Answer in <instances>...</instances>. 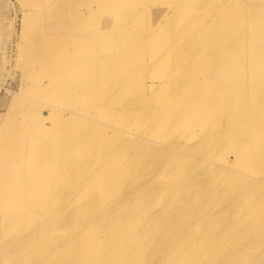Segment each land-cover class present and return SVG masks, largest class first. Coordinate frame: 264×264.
I'll return each instance as SVG.
<instances>
[{
    "label": "bare ground",
    "instance_id": "1",
    "mask_svg": "<svg viewBox=\"0 0 264 264\" xmlns=\"http://www.w3.org/2000/svg\"><path fill=\"white\" fill-rule=\"evenodd\" d=\"M22 1L27 11L23 13L22 19V33L26 39L21 48L28 47L30 50L41 46L37 48L41 56L35 60L39 64L38 68L46 71L44 80L39 79L38 74L34 75L33 85H44L40 92L46 96L45 88L52 89L66 83L69 88H65H72V94L74 86H77L75 80L82 76L84 78L81 79L80 87L92 89L95 86L94 92L103 100L104 106L98 105L96 111L102 115H113L115 121L113 117L111 119L113 125L116 124L120 110L116 111L113 105L130 88L128 86L131 83L128 85V81L135 77L130 71L120 74L124 71V62L132 53L128 54L124 49L122 55L108 53L118 37L131 31L119 28L118 31H108V25L103 24L111 20H135L137 12L129 8L132 1L135 5L137 0L74 2L75 5L85 3L83 9L75 10L73 14L75 21L72 27L78 31L81 40L85 41L84 48H87L86 55L77 57L63 49L62 53L57 51L58 47L40 44L35 32H26L25 27L30 24L32 16L43 14L47 9L46 2L49 1ZM192 2L171 0L172 4L163 22L152 28L155 31L145 36V39L142 38L148 43L158 31L172 29L171 35H165L167 38L164 46L172 50L176 48V52L173 50L174 55L169 52L174 58L171 56L169 60L167 74L154 84L159 89L167 87L164 96L157 99L164 103V108L157 114L159 106L143 107L140 119L147 121L142 130L156 127L161 132H167V128L177 124L176 132H172L176 135L174 138L140 132L137 136L141 139L132 135L134 139L131 146L128 143L130 139L126 137L124 142L117 145L113 138L104 136L100 125L95 127L81 119L82 115L76 110H70L65 117L60 112V102L54 103L57 110L40 109L43 114L39 121H28L20 129L14 125L1 129L0 264H238L242 258L243 243L251 245L264 241V0ZM121 5L129 8H121ZM247 17L251 22L249 24L243 23ZM180 19L185 21L181 22ZM45 20L48 21L47 17ZM99 23L103 26H99ZM157 40H153L155 45H158ZM180 47L182 51H179ZM192 64L199 69L198 74L193 72V68L191 70ZM97 70L98 80L95 82ZM165 77L171 80L165 81ZM64 78L65 82H62ZM65 88L55 91L53 97L61 98ZM148 96H141L139 102H145L142 100L148 99ZM132 104V101L125 102L126 111L120 114L122 123L132 116L129 107ZM25 112L22 113V119L29 116V110L25 109ZM96 117L101 119L100 115ZM68 118L75 123L69 125ZM145 137L150 138L149 144L161 147L158 155L153 158L155 166L151 176H141L135 183L126 182V190L114 192L110 197L106 194L102 209L92 211L98 205L90 202V199L95 198L101 190L109 193L113 182L124 174H132L131 180L135 178L129 160H132L131 155L136 156L147 150L142 146V138ZM190 140L195 142V146L191 145L188 149L190 155L184 157L187 161H181L179 153L169 148L185 146L186 141ZM202 151L210 156L208 164L198 159L197 155ZM222 154V161H226L219 168L217 157ZM145 156H151L150 149L145 152ZM188 161L191 165L183 169L182 163ZM230 161H243L246 166L254 165L257 174L254 184L249 183L245 175L232 173L235 168L230 165ZM190 170L210 177L207 183L216 182L206 187L202 200L212 201L213 205L209 211H204L205 215L195 229L190 226V222L197 218L196 215H201L200 209L188 208L182 185L179 186L180 193L178 190L175 192L176 198H170V194L165 196L167 200L171 199L174 216L172 212L170 217L165 216L169 212L166 202H155L149 211L151 215L144 221L145 225L138 230L130 233L116 224L122 217L120 215L116 218V208L129 203L132 197L142 195L143 188L153 192L159 187L173 193L178 180L196 181L190 176ZM175 175H178L177 179ZM247 195L252 198L248 196L246 199ZM41 203L49 207L45 212ZM252 206H256V209H252ZM73 209L81 213L77 217L76 226L69 233L51 237L50 240L42 238L39 243L35 242L36 231L25 237L9 235L17 221L38 224L48 218L47 222L51 220L52 225L60 211H63V218H67ZM48 247L50 251L45 252ZM149 250L154 251L150 256L152 251L146 254ZM21 251L27 256L18 255L13 258ZM253 262L264 264V258H256Z\"/></svg>",
    "mask_w": 264,
    "mask_h": 264
},
{
    "label": "rangeland",
    "instance_id": "2",
    "mask_svg": "<svg viewBox=\"0 0 264 264\" xmlns=\"http://www.w3.org/2000/svg\"><path fill=\"white\" fill-rule=\"evenodd\" d=\"M48 1H49V3L46 2L47 3L46 4L47 5L46 10L47 11L45 10V12L43 14H40L39 16H36V17L32 16V18L30 20V24L28 23V25L25 27V29H27L26 32L27 33H29L30 31L35 32L37 34V39L39 38L41 41L40 44L44 43L45 45L50 46V47L51 46L52 47L54 46L55 48L58 47V48H56V50L61 52V53L63 51H66V52L72 53L74 55L73 57L80 56L81 54L86 55L87 54L86 53L87 48H84V45H83L84 40H81L80 34L77 33L78 31H76L72 27V23L74 24V21H75V16H74L75 10H79L80 8L83 9L85 3L75 5L74 2H77V0H67V1L66 0H64V1L60 0V2H62V3H60L59 0H55V2L52 4L54 6L52 7V5L50 3H52L53 0H48ZM68 1L70 2V4ZM149 1L150 0H139V1L137 0L135 5H134V2L132 1L131 8H129L128 6L121 5V8L128 7L129 9L137 12L135 20H133L131 22H122L120 20H111V21L103 24V25H108V28H107L108 31H115V30L118 31L119 29L126 30V32L129 29H130L129 31H131L128 34H126L124 32L122 36L118 37L116 39V42L113 43V45H112L111 52L108 53L109 55H115V54L122 55L123 49L125 52H128V54L132 53V54H129L131 56H129L128 59L126 60V62H124V66H123L124 71H122L120 74H124L125 71H130L132 73V75L135 77L134 80L128 81V85L131 83V85L128 86V88L129 87L130 88L127 89L125 94H122L120 96V98L117 99V103H115L113 105L114 109L116 111L117 110L122 111V112L119 111L120 113L118 112L119 117H121V118L119 119V117H117V120L115 122L116 124L113 125V122L115 121L116 117L114 118L113 115H111V116L110 115H102L101 113H99L98 110L96 111V108L99 107L98 105L102 104V107H103L104 103H103V100H101L100 96H97V94L94 92L95 86H93L92 89H91V87L90 88L80 87V85L83 81L81 79H83L84 77L80 76L75 80V84L77 86H74L75 89L73 90L72 94L70 93V90L72 88L67 90L66 88H69V87L66 83H65V85L58 84V85L54 86L52 89L50 87H48L47 89L45 88L44 93L47 96V98H45L46 96H44V94L40 92L41 91L40 88H44V85H42L43 87L33 85L34 84L33 83V79H34L33 77H35L34 76L35 74H38L39 79H41V78H43L42 80L45 79V77H44L45 72H46L45 69L40 70V68H38L39 64L35 60L36 58L41 56V54L37 53L38 52L37 48H40L41 46L31 48L30 50L28 47L24 48V49L21 48V45L23 43H25V39H26V35L22 33V30H23L22 29L23 28L22 27L23 13L27 11L25 6H23V4H24L23 1L22 0H0V120L2 119L0 121V131H1V129H4L3 127H5V126L10 127V126L14 125L17 128L19 127V129H20L23 127V124L27 123L28 121H32V120L39 121V119L42 117V114H43V113H41L42 111H51V110H55V109L57 110L58 107L55 108L56 107L55 104L60 102L62 104L61 105V111L58 110V112L59 111L62 112L64 114V116L67 117L68 114L70 113V110H74V111L76 110L78 114L80 113L82 115V116L80 115L81 119H83L85 121H89L90 124L94 125L95 127H98L100 125V127L103 128L102 131L104 132V136H106L107 138L109 137L111 139L113 138L114 143H116L117 145L122 143V141L124 142V138L126 137L127 139H130V141L128 140V143L130 142L129 145L131 146V142L135 138V136L137 138H140L137 136V134H140V132L149 133V134H152L155 136L161 135V136L167 137V138H174L176 135H175V133H172V132L173 131L176 132V129L178 127L177 124L172 125L170 128H167V132H161V130H158L156 127H150V128L147 127V129L142 130L147 121H143L144 119L141 121V119H140L141 115H142V109L141 108H143V107H146V108L150 107L151 108V107H153V105L159 106L157 108V114H159L164 108V105H163L164 103L162 101H158L157 99L159 97L164 96V94L166 93L167 87L159 89L158 87H155L154 84L158 83V79L162 78L165 74H167V71H168L167 69L169 68L168 66L170 63L169 60L172 59L171 56L174 55L173 54L174 49L172 50L170 47L168 48L167 45L164 46V42L166 41V38H167L165 35H167V34L171 35L172 29L171 30H160L157 32V34L155 35L153 40L158 39L157 40L158 45H155V41L153 43V40H151L148 43L144 42L145 36L149 35L153 31H155V30H152V28H155L156 25H158V23L163 22L162 20H163L164 16L169 12V8L172 4L171 0H151V3ZM191 1L195 2V0H191ZM64 2H66V3H64ZM72 2L74 5H72ZM146 3H148V4L146 5ZM60 4H61V6H60ZM63 6H64V8H63ZM145 6H146V8H144ZM116 10L118 11L119 9H116ZM55 14H57V16ZM147 14H149V15H147ZM46 17L48 20L47 22L45 20ZM55 18H58V19H55ZM182 19H184V18H182ZM182 19H180V21L184 22L185 20L182 21ZM49 20H51V22ZM181 22L179 24H181ZM109 23H111V24H109ZM243 23L249 24L251 22H250V19L247 17L243 20ZM103 25H101V23H99V26H103ZM146 27H148L149 30L151 29L150 32ZM102 31H104V29H102ZM147 31H148V33H147ZM50 32H51L52 37L50 35ZM53 38H54V41H53ZM56 38H57V40H56L57 43H54V42H56L55 41ZM142 38H144V39L142 40ZM139 39H141V40H139ZM140 42L142 45H140ZM147 44H150V45L147 46ZM154 47H155V50H154ZM181 47L183 48V46H181ZM181 47H180L179 51H182ZM33 49H35L34 52H31V51H33ZM62 49H63V51H62ZM29 51H30V53H29ZM169 52L173 55H170ZM175 52H176V48L174 50V53ZM160 57H161V59H159ZM173 58H174V56H173ZM157 59H159V61H160L159 63L157 62ZM32 60H35V61L32 62ZM71 61H75V60L72 59ZM20 62L22 64H20ZM29 64H31V66ZM151 65H152V67L149 69V67ZM22 66H23V68H22ZM29 66H30V68H28ZM192 68H193V72L198 74L199 69L195 68L193 66V64L191 66V70H192ZM24 69H26V70H24ZM98 70H99V67H98ZM98 70H97L96 77L94 79L95 82L98 80ZM155 75H156V77H155ZM38 76H36V77H38ZM66 78H68V77H66ZM165 78H166L165 81L171 80L170 78H167V77H165ZM201 79H204V77ZM61 81L65 82V78L61 79ZM62 87H64V88L66 87L65 93L61 95V98L60 97L58 98L57 96H55L56 98H54L52 94L55 93V91L60 90ZM35 88H36V90H35ZM117 89H119V88H117ZM187 89H189V87ZM176 90L177 89H174V91H176ZM90 91H91V93H90ZM77 92H79V93H77ZM38 93H39V95H37ZM141 96H143L144 98L146 96H148V99L142 100L145 102H139V100H141L140 99ZM40 97H42V99ZM43 97L45 98V101H43ZM136 98L138 100V101L136 100L138 104L135 103ZM11 99H12V101H11ZM127 101L134 102V105L132 104L133 105L132 107H131V105L129 106L132 110V114H131L132 116L130 118H127L128 120L126 119L127 122L124 120V123H122V116L120 114H123L124 110L126 109V106L124 104ZM37 102L39 103L40 106L37 105L38 104ZM135 104H137V105H135ZM147 104H148V106H147ZM29 105L30 106L33 105V106L30 107ZM70 105H72V106H70ZM34 107H37L38 109L34 108ZM7 109L10 112L7 113ZM25 109L29 110V116H26L24 118L25 119L24 120V119H22V115L27 112V111L25 112ZM11 110H13V111H11ZM21 110H24V111L21 112ZM30 110H33V111L31 112ZM17 111L19 112V114ZM5 112H6V114H5ZM11 112H12V114L14 113L13 114L14 118L12 117ZM20 112H21V114H20ZM9 115L11 118L9 117ZM98 115H100L101 119H99V117L98 118L96 117ZM115 116H118V115H115ZM102 117H104V118H102ZM105 117L108 119L106 120ZM111 117L114 118L113 122H112L113 118L111 119ZM6 119H8V120H6ZM148 119H151V117ZM68 120H69L68 121L69 125H73L75 123L74 121H72L73 119H71V118H68ZM93 120L94 121L96 120V122H94ZM11 121H12V123H11ZM104 121H106L107 124ZM7 123H9V124H7ZM106 125H109V126L106 127ZM129 125H130V127H129ZM114 127H116V128H114ZM105 131H109V132H105ZM115 135L117 136V140H115V137H116ZM129 135H130V137H129ZM132 135H134V138H132L133 137ZM149 139H150L149 137L142 138V140H143L142 146H143V149H145V148H147V150L150 149L151 156H145V152L147 151V150H145L144 152H142L141 154H138L136 156L131 155L132 160H129L131 162V167H133L132 173L136 174L135 178L133 180H131L132 174H124V175L120 176L116 182H113V184L111 185V187L109 189V191H110L109 193H106L105 190H101V192H99V194L95 198L90 199V202H95L98 205V207L92 211L102 209V207L104 206V204L106 202L104 199L106 197V194H107V196L110 197V196H113L114 192L126 190L125 189L126 182H127V184H129V182L135 183V182H138L140 180L141 176H144L145 178H148L149 176H151V172L155 166V162L153 161V158L158 155V152L160 151L161 147L149 144ZM191 145L195 146V142L192 140H190V142L186 141L185 146H181V147L172 146L169 149H173V151L179 153V155L182 158L181 161H187L186 159H184V157L190 155V152L188 149L191 147ZM198 147H200V146H198ZM203 152L204 151H202L200 154L197 155L198 159L200 161H202L203 164L204 163L208 164L209 163L208 159L210 158V156L207 155V152L206 153H203ZM175 155H177V154H175ZM223 156L224 155L222 154L221 156L219 155L217 157L220 161L219 168H222V165L225 164L226 160L222 161ZM229 163L232 167L235 168V170L231 171L232 173L243 174L247 178H249V183L254 184V182L257 179V177H256L257 174H256V170L254 169V165L246 166L245 162H243V161H238V162L230 161ZM190 165H191L190 161H188V162L182 163L181 167L183 169H186V166H190ZM190 171H191L190 176L193 177V179H195L196 181L190 182V180H185V181L178 180L176 182V186L174 187L173 193L165 192V191L161 190L159 187H158V189H155L153 192L148 191L147 188H143L141 190V192L143 193L142 195H140L138 197H132V199L129 203H126L123 206L116 208L115 211L118 213L117 215L115 214L116 218L119 217L120 215L122 216L118 219L116 224L124 227L126 229V231L127 232L130 231V233L135 231V230H138L142 225H145L144 221H145V219L147 221V219L151 215V213H149V211L151 210L152 204L155 202H160V203H163V201L166 202V204H168L167 208L169 209V212L165 216L170 217L171 212L174 209L170 204V200H171L170 198H172V197L176 198L175 192H176V190H178V192L180 193L179 186L182 185V188L186 192L184 199H185V202L189 206L188 208L191 210L197 209V208L200 209L201 215L200 216L196 215L197 218L194 220H191V222H190V226L193 229H195L199 220L205 215L204 211H209L210 206L213 205V203H212V201L206 202L204 199L202 200L203 196L206 193L205 191H206L207 185L211 184V182L210 183L206 182L210 177L196 174V172L194 170H190ZM175 177L177 179L178 175H175ZM200 177H202L203 180ZM197 181H200L201 184H199ZM215 183H216L215 181H212L211 186L214 185ZM197 188H199L198 193H197ZM167 194L171 195L168 200L165 198V196ZM248 196H249V199L252 198L250 195H247L246 199ZM88 204H89V202H88ZM40 206L44 212L49 208L45 203H41ZM252 209H256V206H252ZM80 213H81V211H79L78 209L77 210L73 209V212L71 213V215L69 217L63 218L64 217L63 211H60L59 215L57 216V218L55 219V221L52 225H51V220H49L47 222L48 218L40 221L38 224H35V222L33 223L30 221L26 224H23L22 221H17L14 228L11 229L12 234H9V235H11L13 237H25L29 233H32V231H36L35 242L39 243V240L42 241V238H45L46 240H50L51 237H55L57 235H63V234L71 232L72 228H74L76 226V223H77L76 220H77V217ZM173 216H174V213H173ZM217 217H219V216H217ZM1 232H2V229L0 227V233ZM47 233H49V234L47 236H45L44 234H47ZM50 233H53V235H50ZM92 233H94V232H92ZM46 240L43 242V244L46 242ZM51 243H52V241H51ZM242 246H243L242 252H241L242 258L238 262V264H252V263L254 264V262H253L254 259L264 258V241H257L251 245H247V244L243 243ZM50 249L51 248L48 247L45 250V252H49ZM151 251L152 250L147 251L146 254L150 253ZM141 252H144V250H141ZM153 252L154 251H152L149 254V256ZM18 255H20V256L26 255L27 256V254L25 252L21 251V252L16 253L13 256V258L18 256ZM259 263L260 262H256L255 264H259ZM127 264H129V263H127ZM188 264H190V262Z\"/></svg>",
    "mask_w": 264,
    "mask_h": 264
}]
</instances>
